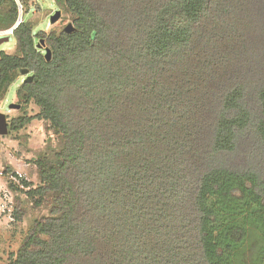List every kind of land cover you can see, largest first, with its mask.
I'll use <instances>...</instances> for the list:
<instances>
[{
  "label": "trees",
  "instance_id": "16d2710c",
  "mask_svg": "<svg viewBox=\"0 0 264 264\" xmlns=\"http://www.w3.org/2000/svg\"><path fill=\"white\" fill-rule=\"evenodd\" d=\"M56 2L71 32L0 0V99L29 69L17 96L39 107L8 134L60 138L36 187L10 183L48 212L9 264H239L252 238L264 264V0Z\"/></svg>",
  "mask_w": 264,
  "mask_h": 264
},
{
  "label": "rangeland",
  "instance_id": "374dc122",
  "mask_svg": "<svg viewBox=\"0 0 264 264\" xmlns=\"http://www.w3.org/2000/svg\"><path fill=\"white\" fill-rule=\"evenodd\" d=\"M61 11V17L54 23L51 22L52 15ZM26 11V14H25ZM23 18L30 20L34 24V30L64 28L70 23L71 17L66 15L63 9L59 7L56 0H31L28 5L24 6L20 12ZM7 34L0 32V35ZM15 37L12 35L8 42L0 45V52L15 53ZM11 85L5 99H0V113L7 115L8 124L12 118L21 115L34 116L38 113L39 107L31 102L23 107L17 96V87L23 77ZM11 105H15L11 107ZM20 105V106H17ZM60 145V138L49 130L43 120L34 119L29 125L20 131L12 132L8 135H0V187L5 189L8 186L9 178L13 172H21L26 180L33 183L36 187L40 180L36 165L32 160L38 158L50 150H55ZM4 193V191H2ZM13 204L7 212L0 211V264H9L11 255L17 251L21 241L27 233L32 222L48 212L46 208L34 209L32 202L27 195L20 191L12 193ZM20 205L26 210L23 220H16L13 211L16 205ZM257 240L252 238L246 242L243 249L238 253L239 264H251L253 255H255Z\"/></svg>",
  "mask_w": 264,
  "mask_h": 264
},
{
  "label": "water",
  "instance_id": "95a60500",
  "mask_svg": "<svg viewBox=\"0 0 264 264\" xmlns=\"http://www.w3.org/2000/svg\"><path fill=\"white\" fill-rule=\"evenodd\" d=\"M61 11L57 10L51 17V22L54 23L56 22L60 17H61ZM22 16H20L19 20H21ZM74 29L72 23H68L65 27V30L68 32H71ZM13 35L12 33H7V34H2L0 35V45L8 42ZM46 57L48 59L51 58V51L49 49L46 50ZM22 74L27 76V81H32L34 78L33 74H30L29 69H23ZM15 105H11L13 107ZM20 106V105H17ZM9 133V124L7 120V115L5 113H0V135H7Z\"/></svg>",
  "mask_w": 264,
  "mask_h": 264
},
{
  "label": "built area",
  "instance_id": "2783aa9c",
  "mask_svg": "<svg viewBox=\"0 0 264 264\" xmlns=\"http://www.w3.org/2000/svg\"><path fill=\"white\" fill-rule=\"evenodd\" d=\"M17 2L19 4L20 12H22L24 6H23V4L21 3L20 0H17ZM21 20H22V18H21ZM0 32L12 33L13 32V28L10 29V30H7V31H0ZM23 179H25L23 173L18 172V171L17 172H13L11 174L10 178H9L8 186L6 185L5 189H3V190L0 187V211L1 212H7L8 210H10V207L13 204V201H12L13 190L10 187V183L15 184V185H17V186H19L21 188H24L25 186H24V184L22 182ZM2 191H4V193H2Z\"/></svg>",
  "mask_w": 264,
  "mask_h": 264
}]
</instances>
